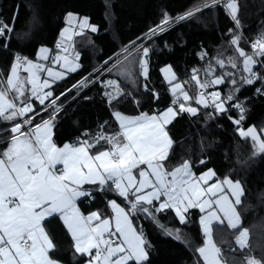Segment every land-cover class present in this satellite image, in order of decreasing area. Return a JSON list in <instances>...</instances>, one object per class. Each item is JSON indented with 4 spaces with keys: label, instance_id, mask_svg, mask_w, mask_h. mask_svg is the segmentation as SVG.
Segmentation results:
<instances>
[{
    "label": "snow or ice",
    "instance_id": "obj_1",
    "mask_svg": "<svg viewBox=\"0 0 264 264\" xmlns=\"http://www.w3.org/2000/svg\"><path fill=\"white\" fill-rule=\"evenodd\" d=\"M223 3L224 0H203V3L176 17L165 11L159 24L123 46L121 53L116 54V63L112 68L107 67L113 60V57H109L104 62V71L111 72L123 67L125 61L133 57V61L128 63H138V73H134L129 66L121 74L126 76V83L137 90L139 77L149 79V57L152 51L150 47L137 42L152 41L154 37L168 31L169 25L191 20L202 10ZM225 6L234 23V28L228 29L232 36L229 43L236 46L238 56L243 58V70L248 73L241 77L240 83L252 85L257 79L264 80V76L253 71V65L258 62L254 57L264 56V35L252 43L253 53H246L239 47L244 39L243 33L236 31L241 28L238 0H227ZM73 19V13L69 12V25ZM12 20L11 25L0 20V40L4 41L0 46L3 48L8 47L7 41L15 33V16ZM79 27L81 31L76 35H82L86 28L97 31L95 25L89 24L87 17L79 20ZM68 32L69 29L65 28L61 37H66ZM67 39L71 40V36H67ZM56 47L65 53L68 51L62 43L58 42ZM49 52L47 47H40L36 62L15 54L6 80L0 72V124L9 125L0 127V144H7L0 151V264H61L50 256L56 245L45 227L48 218L57 216L74 241L75 253L87 257L86 264H129L130 261L147 264L152 245L146 240L143 230H138L134 225V217L143 214L156 221V214L168 210L174 211L181 224L188 223L190 209H199L202 213L199 224L205 240L196 251L203 264H228L225 251L234 249H222L213 239L214 227L225 226V222L227 228L239 231L236 236L239 248L248 247L249 229L242 228L241 212L238 210L243 208L242 198L246 195L244 183L230 176L221 180L213 169L197 176L193 171V161L187 159L174 167L171 165L170 157L176 142L169 134L168 125L183 113L196 116L199 112L198 107H186L184 103H179L180 95L184 101L193 100L180 83L171 88L176 97L173 105L178 103V109L169 106L159 114L142 112L136 116L113 110L117 130L111 133L104 131L108 126L105 121L98 126L100 131L95 134L85 130L82 136L86 138L77 137L75 142L64 143L61 147L53 138L57 118L65 107L60 98L67 99L75 90L77 94L72 97L75 101L81 92L96 81L90 73L59 96L54 95L52 84L63 80L67 73L55 71L53 67L39 61L50 60L52 64H60L68 73H75L81 66L67 55L58 53L50 58ZM137 54L140 57L138 61L135 60ZM205 55L206 52L200 53L201 58ZM120 56H123V60ZM75 59H79V53H76ZM216 63L221 68L225 66L223 59H217ZM227 63L237 68L236 58L229 57ZM21 69L27 73L26 77H21ZM45 71L51 81L48 78L41 81V73ZM163 71L171 73V84L176 78L171 66ZM198 71L193 69L192 75V80L201 90L195 102L207 108L210 106L209 99L202 90L210 85L224 84L234 74L227 72L201 81L197 76ZM205 71L207 75L214 69L209 65ZM231 83L233 90L226 96L222 97L219 92L210 94L211 106L217 114L227 113L229 109L237 111L239 118L229 116V119L238 126L242 138H251L254 149L252 158L255 159L264 154V139H261L254 126L247 130L242 128L248 109L242 101L230 103L236 99L234 92L239 91L235 78L231 79ZM143 87L150 91L147 84ZM104 88L111 89L103 92L105 102L110 107L126 102L128 98H132L137 106L141 103L131 91H125L117 80L106 81ZM256 91L260 93L261 89ZM153 95L159 99L158 93ZM84 99L89 100L91 97ZM34 101H38V104ZM213 118L211 114L205 117L206 120ZM6 133L9 135L5 136ZM199 163L203 165L207 161L200 160ZM213 178L215 182L209 183ZM96 192L116 193L127 202L126 206L122 207L116 200H110L108 204L113 213L110 218L99 211L85 215L78 207V201L81 198H94ZM166 234L173 235V231L166 230ZM174 238L182 240L179 229L175 230ZM246 264L260 262L247 257Z\"/></svg>",
    "mask_w": 264,
    "mask_h": 264
},
{
    "label": "trees",
    "instance_id": "obj_2",
    "mask_svg": "<svg viewBox=\"0 0 264 264\" xmlns=\"http://www.w3.org/2000/svg\"><path fill=\"white\" fill-rule=\"evenodd\" d=\"M201 3L203 0H0V20L11 25L15 16V33L7 41V48L0 46V72L5 79L17 53L33 57L35 48H52L59 39L64 17L69 12L79 18L87 17L89 23L97 27L96 32L89 30L82 35H74L69 49L72 53H79L78 64L81 67L75 73L66 72L63 80L52 84L54 95L59 96L90 73L96 81L81 92L75 101L72 99L77 94L75 90L67 99L60 98L65 107L54 128L53 138L58 146L75 142L77 137L82 138L85 130L91 133L100 131L98 126L105 121L108 126L104 131L111 133L117 130L113 110L137 115L142 112H160L169 106L178 109V105H173L176 97L169 91V86L180 82L184 91L193 97L190 102H184L179 97L180 103L198 107L199 112L196 116L183 113L168 125L169 134L176 142L170 157L171 165L174 167L187 159L193 161L196 175L213 169L220 179L230 176L244 183L246 195L242 198L243 208L238 210L241 212L242 228L249 229L248 247H237L234 238L239 231H233L226 225L214 227L213 239L222 249H234L225 251L228 264H246L247 257L264 264V154L252 158L253 142L250 138H242L238 126L229 119V116L238 119L237 111L229 109L227 113L217 114L212 103L205 108L195 102L201 90L192 80L193 69L199 70L197 76L201 81L227 72L233 73L234 77H230L224 84L210 85L206 90H214L224 97L233 90L231 79L235 78L239 91L234 92L236 99L230 103L244 102L248 112L242 128L245 130L254 126L261 139H264V80L257 79L252 85L240 83L241 77L248 73L243 70V58L238 56L236 46L229 43L232 36L228 29L234 28V23L225 6L227 0L214 8L202 10L191 20L169 25L168 31L154 37L152 41H138V44L143 43L152 51L149 57V79L139 77L137 90H133L126 83V76L121 74L129 66L134 73H138V63H128L133 61V57H129L123 67H117L111 72L104 71V62L109 57H113V60L107 67L112 68L116 63V54L121 53L123 46L159 24L165 11L176 17ZM238 3L241 28L236 31L242 32L244 36L239 47L251 54L247 41L264 35V0H238ZM3 43L0 40V45ZM202 52L207 53L203 58L200 56ZM229 57L236 58L237 68L227 63ZM139 58L137 54L135 60ZM259 58L264 67V56ZM120 59L123 60V56ZM217 59L225 61L223 68L216 63ZM166 65L171 66L176 77L171 84L162 76L161 69ZM209 65L214 71L206 75L205 70ZM94 69L99 71L94 72ZM253 71L264 76V69L258 64L253 67ZM108 80H117L125 91H131L135 99L141 101L139 106L133 103L132 98L119 105H107L103 92L111 90L104 88ZM144 84L148 85L150 91L144 89ZM257 89H261V92L257 93ZM153 93L159 94L158 100ZM84 97L91 99L85 100ZM34 103L38 104V101ZM225 106L228 107L227 104ZM207 114L214 118L206 120ZM8 126L0 124V127ZM6 146L0 144V151ZM200 160H206L207 163L201 165ZM111 199L126 206L125 200L113 192H96L94 198L79 200L78 207L83 213L97 210L107 217L110 215L108 201ZM156 215V221L143 214L134 217V225L138 230H143L146 240L152 245L147 264H203L196 251L204 242L199 226L200 212L190 209L186 224H181L172 210ZM45 227L56 245L55 250L50 252L53 259L63 264L86 262L87 257L75 253L73 240L58 216L48 218ZM169 229L173 235L166 234ZM176 229L180 230L181 241L174 238Z\"/></svg>",
    "mask_w": 264,
    "mask_h": 264
},
{
    "label": "rangeland",
    "instance_id": "obj_3",
    "mask_svg": "<svg viewBox=\"0 0 264 264\" xmlns=\"http://www.w3.org/2000/svg\"><path fill=\"white\" fill-rule=\"evenodd\" d=\"M74 16H76L75 14H73ZM82 19L84 18V17H81ZM81 19V20H82ZM90 24V23H89ZM90 25H92V24H90ZM64 27H62L63 29H62V31L65 29V28H68L70 31H72V33H79L80 31H81V29H80V27H79V24H71V25H69V23L67 22V17H66V19H65V23H64V25H63ZM91 31V29L90 28H86V29H84L83 30V32L84 31ZM65 43V45L67 46V48H68V57H70L71 58V55H72V57L73 58H75V53H72V52H70V46H71V44H67L66 42H64ZM70 54V55H69ZM74 54V55H73ZM37 58H38V55H37ZM36 58V59H37ZM37 61V60H36ZM40 63H43V64H47L46 63V61H43V60H40L39 61ZM62 63V62H61ZM257 64H255V65H253V67L254 66H256ZM46 66H48V67H53L54 68V70L55 71H64L65 72V69H62L61 67H60V64H47ZM169 65H166V66H164V67H162V69H161V72H162V76L164 77V79L167 81V82H169V79H171V73H168V74H166L164 71H163V69H165L166 67H168ZM172 69V68H171ZM9 71H10V69H9ZM9 71H8V73H7V75L9 74ZM20 72H25V71H23V69H21L20 70ZM26 73V72H25ZM25 73H23L22 75H21V73H20V75H21V77L23 76V77H26L27 76V73L25 74ZM45 74H44V76H41V81H43V79H45V78H48L50 81H51V78L50 77H47V72L45 71L44 72ZM172 73H174L173 72V70H172ZM166 75H167V79H166ZM6 78H7V76H6ZM177 83H180V82H177ZM174 84H176V83H173V84H171L170 86H169V91L171 92V88L174 86ZM181 84V83H180ZM182 85V84H181ZM28 87L30 88V85H28ZM182 87H183V85H182ZM45 91H47V89H45ZM172 93V92H171ZM173 94V93H172ZM182 100H183V96L182 95H180L179 96ZM184 101V100H183ZM185 102V101H184ZM186 107H195V106H193V105H185ZM167 109V108H166ZM166 109H164V110H166ZM245 130H247V129H245ZM251 139V138H250ZM251 142H252V140H251ZM114 200V199H113ZM126 202V201H125ZM127 203V202H126ZM108 207H109V210H110V212H111V214H112V210H111V207H110V205L108 204ZM198 211H199V209H197ZM200 215H201V213H200ZM202 230V229H201ZM236 237V236H235Z\"/></svg>",
    "mask_w": 264,
    "mask_h": 264
},
{
    "label": "crops",
    "instance_id": "obj_4",
    "mask_svg": "<svg viewBox=\"0 0 264 264\" xmlns=\"http://www.w3.org/2000/svg\"><path fill=\"white\" fill-rule=\"evenodd\" d=\"M68 14V13H67ZM67 14L65 15V17H64V23H65V19H66V17H67ZM74 14V13H73ZM82 18L80 17H78L77 15L76 16H74V19H73V24H79V20H81ZM64 27V26H63ZM63 29V28H62ZM62 29H61V31H60V33H59V39L60 40H62L63 42H66L67 44H71V41H72V38L74 37V35H76V34H74V33H72V31H70L69 30V32L66 34V37H64V38H62L61 37V32H62ZM88 31V30H87ZM85 32V31H84ZM67 36H71V40H68L67 39ZM39 49H40V47L39 48H37V50H36V52H35V54H34V56L33 57H31V58H29V59H32L34 62H36V58H37V55H38V53H39ZM48 49H50V48H48ZM66 55H68V53L66 54ZM70 55V54H69ZM74 55V54H73ZM49 56H50V58L51 57H54L53 56V53L51 52V49H50V52H49ZM75 56H76V53H75ZM69 59L70 60H74V62L75 63H78V60L77 59H75V58H73L72 57V55H71V58L69 57ZM46 63L47 64H51V61L49 60V61H46ZM46 64V65H47ZM65 72H67V69H65ZM21 73V75L23 74V73H25V72H20ZM26 74V73H25ZM44 72H42L41 73V76H44ZM23 77V76H22ZM5 80H6V78H5ZM139 114H141V113H139ZM139 114H137V115H139ZM149 115H152V114H159V112H151V113H148ZM127 115V114H126ZM131 116H136V115H131ZM114 118V117H113ZM117 126H118V124H117ZM63 146V145H62ZM61 146V147H62ZM7 147V146H6ZM58 167H61V166H58ZM208 170V169H207ZM207 170H205V171H207ZM204 172V171H203ZM202 173V172H201ZM200 173V174H201ZM200 174H198V175H200ZM197 175V176H198ZM224 179V178H223ZM223 179H221V180H223ZM213 182H215V178H213V180L212 181H210L209 183H213ZM81 199H83V198H81ZM111 200H113V199H111ZM114 200H116V199H114ZM117 201V200H116ZM117 203H119L118 201H117ZM119 204H121V203H119ZM121 206L122 207H124L122 204H121ZM95 211H97V210H95ZM90 212H92V211H90ZM90 212H88V213H84L85 215H87V214H89ZM113 215V213L111 214V212H110V215L109 216H107V217H111ZM201 215H202V213H201ZM200 217V216H199ZM60 219V218H59ZM61 220V219H60ZM62 222V221H61ZM62 224H63V222H62ZM64 225V224H63ZM225 225H226V222H225ZM199 226H200V224H199ZM65 227V226H64ZM66 228V227H65ZM200 229H201V226H200ZM66 230H67V228H66ZM68 232V231H67ZM201 232H202V230H201ZM69 233V232H68ZM203 234V233H202ZM69 235H70V233H69ZM71 236V235H70ZM204 240H205V237H204ZM203 244H204V242H203ZM73 245H74V241H73ZM203 246V245H202ZM201 258V257H200ZM201 260H202V258H201ZM203 261V260H202ZM131 262V261H130ZM61 264H63V263H61ZM83 264H86V262L85 263H83Z\"/></svg>",
    "mask_w": 264,
    "mask_h": 264
},
{
    "label": "built area",
    "instance_id": "obj_5",
    "mask_svg": "<svg viewBox=\"0 0 264 264\" xmlns=\"http://www.w3.org/2000/svg\"><path fill=\"white\" fill-rule=\"evenodd\" d=\"M255 41H256V39H254L253 41H247V45H248V48H249V51H250L251 54L253 53V49H252L251 45H252V43H254ZM58 42H59V43H62L64 46H66L65 43H64L62 40H59V39L56 40V41L54 42L52 48H50V49H51V52L53 53V56H56L58 53L61 54V55H66V54L68 53V51L65 53V52L62 51L61 48H57V47H56V45H57ZM66 47H67V46H66ZM36 50H37V48L34 49V52H36ZM17 54H20V53H17ZM20 55L25 56V55H23V54H20ZM25 57H27V56H25ZM28 58H31V57H28ZM254 58L257 59V61H258L257 64H258L259 66H261V67L264 69L262 62L260 61V58H259V57H254ZM202 91L204 92L205 96L209 99V103H212V101H211V99H210V94H211L212 92H216V91H214V90H206V89H203ZM179 103H180V101H179ZM175 105H178V106H179L178 103L175 104ZM95 133H96V132H95ZM95 133H93V134H95ZM82 138H86V137H82ZM115 194H116V193H115ZM237 235H239V232L237 233ZM237 235H236V236H237ZM234 243H235V245H236L237 247H239V246L236 244V237L234 238Z\"/></svg>",
    "mask_w": 264,
    "mask_h": 264
},
{
    "label": "water",
    "instance_id": "obj_6",
    "mask_svg": "<svg viewBox=\"0 0 264 264\" xmlns=\"http://www.w3.org/2000/svg\"><path fill=\"white\" fill-rule=\"evenodd\" d=\"M225 1V0H224ZM143 78V77H142Z\"/></svg>",
    "mask_w": 264,
    "mask_h": 264
}]
</instances>
